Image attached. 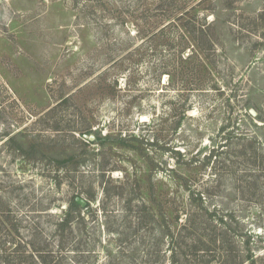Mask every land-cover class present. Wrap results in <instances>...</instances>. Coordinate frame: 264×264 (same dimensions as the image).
<instances>
[{
    "label": "rangeland",
    "instance_id": "374dc122",
    "mask_svg": "<svg viewBox=\"0 0 264 264\" xmlns=\"http://www.w3.org/2000/svg\"><path fill=\"white\" fill-rule=\"evenodd\" d=\"M193 245L264 264V0H0V264Z\"/></svg>",
    "mask_w": 264,
    "mask_h": 264
},
{
    "label": "trees",
    "instance_id": "16d2710c",
    "mask_svg": "<svg viewBox=\"0 0 264 264\" xmlns=\"http://www.w3.org/2000/svg\"><path fill=\"white\" fill-rule=\"evenodd\" d=\"M198 30H199V33L200 32L203 33V30H201L200 28ZM208 41L212 45V43H213L212 40H208ZM199 47L201 49H203L202 45H199ZM68 222H69V220L67 218H65V219H62L61 222H59V224H58L59 227H58L57 231L60 232V237H61L60 238V247L65 246V240H67L69 238V236H71L73 233V229L68 224ZM207 241H208V243H214L215 244L217 240H216V238H213V239L207 240ZM171 247H172V250L175 254L176 249L178 247L176 245V242H175V244H172ZM199 249H202L204 252H206L205 256L207 258L205 259L204 264H210V262L213 261L214 259H217L216 260V262H218L217 264H225L227 261V255L223 254V255H219V256L215 257V256H213V249L211 250L210 247H205L203 245H200V246L193 245L192 248L189 250V255H191V256L195 255V253ZM16 250H18V249H16ZM35 250L37 251L38 258L40 259V262L43 264H57L58 262H61V258L63 257V256H61L60 259L57 258L56 254L53 253V251L47 250L46 252L42 253V251L40 249H35ZM210 253H212V254H210ZM54 259H56V261ZM176 262H177V260H173V261H169L168 264H175ZM235 264H240V263H235Z\"/></svg>",
    "mask_w": 264,
    "mask_h": 264
}]
</instances>
